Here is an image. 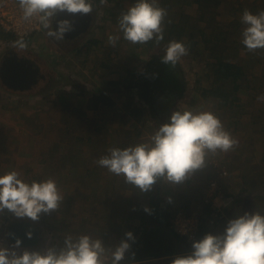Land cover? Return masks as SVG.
Instances as JSON below:
<instances>
[{
  "label": "rangeland",
  "instance_id": "374dc122",
  "mask_svg": "<svg viewBox=\"0 0 264 264\" xmlns=\"http://www.w3.org/2000/svg\"><path fill=\"white\" fill-rule=\"evenodd\" d=\"M239 1L244 4V10L252 9V2H264V0ZM91 2L93 3V12L90 13L92 16L91 24L86 32L71 42L54 40V44L41 33L34 38L33 42L26 43L25 49L18 50L16 41H13L15 39L5 40L0 38V66L5 54L9 53L12 55L16 53L21 57L30 59L33 66L38 68L40 73L45 76L36 86L24 91L6 87L0 78V104H7L8 106L6 109L0 108V175L15 170L20 174V178L28 183L32 181V176L34 177L37 174L42 176L41 181L53 178L57 182L63 196L60 207L50 215H41L38 221L24 218L31 220L41 230L42 234L41 245L29 248L28 250L31 251H43L47 247L52 246H55L57 249L63 247L64 239L73 232V226L80 222V218L83 216L82 209L98 203V197L94 192L96 191L95 187H93L94 191L88 190L85 192L82 190L84 189L82 185L87 174L82 173L80 166L84 163L88 166L89 162H94L96 158L99 159L101 156L108 154L110 148H121V141L127 136L125 132L132 129L134 131V127L139 124L129 114V109L141 106H145L147 109L143 115V118H145L144 124H139V127L143 130L140 140L147 142L157 129L155 126L156 120L150 117L148 113L149 107L139 97L138 90H125L122 88V91L119 93H111V98L114 104H116L114 109L105 110L102 111V114H98L100 118L99 122L103 123H101L103 126L100 127L105 126V128L101 129L100 135H95L90 143L86 140L82 142V148L78 150V156H76L75 161L68 162L65 168L57 170L53 174H50V171H48L51 169L47 167L48 163L51 161L57 162L60 159V152H56L55 150L56 140L54 138L57 137L54 134L55 129H50L51 123L54 121L49 112V104H54L58 99L66 101L65 98H69L67 94L71 92L75 94V92L81 89L86 90L89 95L95 91L100 93L109 80L123 79L129 72H135L136 77L148 75L149 61L153 54L165 53L167 46L165 45L163 48L156 47L152 50L148 49L145 45H132L123 39L118 27V17L122 13L121 10L123 8L128 9L135 3V0H112L103 5L101 3L96 4L94 1ZM236 3L235 8L238 5L241 7L239 2ZM193 6L190 5L185 11L188 14L194 15L195 19L196 10L195 6ZM175 10L177 9L167 11L169 21L182 22V19L176 14ZM256 10L257 13L261 11L258 7ZM111 11H115L116 17L112 15ZM228 15L229 13H225L218 16L222 21L220 22L221 27L226 30L233 27L232 19ZM235 15H237L240 27L236 33H233L232 37L242 39L241 31L244 28L240 20L242 13L239 11ZM195 21L190 20L188 25L192 27L190 24H196ZM225 23L229 24V26H226L227 24ZM187 32L189 34L191 29L187 30ZM111 35L120 37L115 47L107 43L108 37ZM88 39L100 41V44L95 46L88 59H85V57L75 59L74 54L69 56V50L84 45ZM108 48L116 49V51L112 54L111 59L107 58L106 64L108 67H102L101 62L109 52ZM240 51L229 49L225 51V57L229 56L227 58L232 60H236L239 57L241 59L245 58V51ZM259 52L264 53V50H260ZM208 61L209 53L206 51H203L202 60H197L189 53L181 58L179 63L183 72L181 77L185 83V90L180 97L174 94L178 93L177 88L179 86L172 78L174 74L170 70V67H166L165 71L168 72L170 77L162 79L163 90L166 92V98L162 100L164 106L176 104L175 107L180 111H211V103L201 99L196 90L197 87L201 88L203 85L204 77H202V74L207 70ZM71 70H78V73H80V70L83 71L82 76L70 77ZM59 74L64 75L65 78L72 80V82L69 80L64 81L63 79H60L58 82ZM73 79L79 83L78 86L74 87ZM198 82L199 84L196 87ZM242 96L244 97L245 94H242ZM87 111L90 116L96 115L92 110ZM28 117L32 120L28 121ZM36 120L42 124V129L35 126L36 129L33 130L29 125L34 124ZM80 135L87 138L86 133L79 130ZM67 145H71L76 149V146L81 145V143L75 144L72 141L71 144ZM261 151L262 144H259L257 149L254 145L252 154L258 158ZM232 152H227L226 154L221 152L223 154L218 156H216L217 154L211 155V159L224 162V166L226 167L229 164L236 166L239 159L235 155L239 152ZM83 158L85 160L84 163L82 161ZM43 160H48L47 164L42 162ZM94 165V163H90V166H93L92 168L95 167ZM45 166L47 167L46 169L44 168ZM93 176H88V179L94 180ZM19 219L22 218H17L7 211L0 213V246H13L8 239L7 228L10 223ZM81 227L83 232L85 230L83 229L84 224ZM82 232L79 234L81 235ZM23 250V248L18 249L21 252Z\"/></svg>",
  "mask_w": 264,
  "mask_h": 264
},
{
  "label": "clouds",
  "instance_id": "9594fccd",
  "mask_svg": "<svg viewBox=\"0 0 264 264\" xmlns=\"http://www.w3.org/2000/svg\"><path fill=\"white\" fill-rule=\"evenodd\" d=\"M108 0H100L107 4ZM22 20L36 21L47 30V35L57 41L73 30L70 20H53L60 13L90 14L91 0H16ZM167 10L158 0H135V3L118 17V27L123 39L132 45H145L154 41L159 45L165 39L164 22ZM244 25L241 43L248 52L264 49V10L253 14L245 9L240 17ZM120 37L111 35L107 43L116 46ZM18 50L26 45L17 42ZM188 48L181 41H170L161 62L175 67ZM264 101V94L258 96ZM238 141L225 129L222 121L212 111L177 110L167 122L161 124L147 142L127 148H110L96 163L109 173L122 177L126 184L141 192H149L157 182L179 185L197 171L206 167L210 155L227 153ZM63 200L53 178L25 182L13 170L0 175V213H12L17 218L38 221L41 215L56 211ZM150 213V209L145 208ZM31 233H28L31 238ZM126 239L108 247L100 238L82 234L64 239L63 247H47L43 251L20 249L17 239L12 247L0 246V264H122L135 237L127 232ZM171 264H264V214L245 213L227 222L218 235L206 234L192 243L188 255L177 256Z\"/></svg>",
  "mask_w": 264,
  "mask_h": 264
},
{
  "label": "trees",
  "instance_id": "16d2710c",
  "mask_svg": "<svg viewBox=\"0 0 264 264\" xmlns=\"http://www.w3.org/2000/svg\"><path fill=\"white\" fill-rule=\"evenodd\" d=\"M96 4H100V0H91ZM112 1V0H108ZM239 2L237 8H235V3ZM158 3L161 7L165 8L167 11L170 9H177L176 14L182 19L180 21H169V16H166L164 22L165 28V39L159 44H155L154 41L148 42L145 46L149 49H155L156 47L163 48L170 41L176 40L183 42L188 48V53L192 54L197 60H202L203 51L209 53V61L207 65V70L204 74L203 85L201 88H198L196 85V90L199 93L201 99L206 102L211 103V111L214 112L219 119L222 121L226 130L235 129L238 124L241 122V118L246 114L250 119L253 125H259L261 131H264V101H259L258 96L264 94V53L257 50L254 53L247 51L245 46L241 43V39L236 41L234 45L228 44L231 40H235L232 37L233 33L239 30L238 19L233 21V27L226 30L223 29L217 17L224 14L223 11H233L228 12L229 15H235L237 12L243 13L244 4L239 0H158ZM191 4H195L196 13L195 19L194 15L186 13L185 9L188 8ZM237 4V3H236ZM252 9H248L253 14L257 13L256 8L258 7L261 11L264 10V2H252ZM256 6V7H254ZM126 8H123L121 12L126 11ZM112 15L115 16V11H111ZM116 17V16H115ZM190 20H196V24H188ZM118 22V21H117ZM199 22V23H197ZM204 23V27L201 26V23ZM190 27V28H188ZM191 29V32L188 34L187 30ZM242 33V31H241ZM0 38L5 40L14 39L15 36L12 34L4 33L0 31ZM79 38V37H78ZM54 39V38H51ZM77 39V38H76ZM55 40V39H54ZM57 41V40H56ZM63 42V40H61ZM100 44V41L97 39H88L82 46L74 47L71 49L72 54H74L75 59L79 57H88L92 54L93 49L96 45ZM140 45V44H137ZM243 50L246 52L245 58H238L236 60H230L224 56V52L227 49L239 51ZM109 52L103 58L101 62L102 67H108L106 64L107 58L111 59L112 54L116 51L113 48H108ZM264 50V49H262ZM165 53H155L153 54L151 60L149 61L148 66V75L136 77L135 72L126 74L123 79L111 80L109 81V92L110 93H119L122 91V88L125 90H138L139 97L148 105V113L151 118L156 120V128L165 122H167L169 116L172 112L177 111L176 104H171V106L166 105V110H160L155 107V90L153 87V82L155 77L158 79L159 88L162 93V100L165 97V91L163 90L162 79L165 77L169 78L168 72L165 71L166 67H170L174 76V82L178 86V97L183 95L184 92V80H182L181 74H183L181 69V64L178 62L177 65L173 68L169 65H166L161 62V57ZM163 72V73H162ZM71 76H78L77 72L74 70L70 71ZM66 79L64 75L59 74V79ZM168 80V79H167ZM65 81H68L66 79ZM70 81V80H69ZM74 87L78 86L79 83L73 79ZM242 90H247L246 92L252 91L257 94L248 95L247 102H243L240 96ZM73 94V92L69 93ZM86 94V90L81 89L75 92L77 96H83ZM255 100L259 104H254ZM254 108L249 110L248 106L253 105ZM116 104H114L111 96L107 93V90H103L99 95L92 96L91 104H74L73 101H62L61 99L56 100L54 104H49V112L53 117L50 129H55L54 134L57 137L54 138L56 147V152H60V159L56 162L51 161L48 163L47 167L51 168L50 174L55 173L57 170H62L67 166L68 162L75 161L76 156H78V150L82 148V142L85 140L87 142H92L95 135H100L101 129L105 128L99 121V115L102 114V111L114 109ZM86 106V107H84ZM7 104H0V108L6 109ZM87 110H92L96 113L94 116H90ZM147 109L145 106L133 107L129 109V114L133 116L138 122L143 123V115L146 113ZM147 119V118H146ZM32 119L28 117V121ZM98 122V123H97ZM30 123V122H28ZM138 126L134 127L131 131L125 132L127 135L124 140L121 141V149L127 148L129 146L143 142L141 139L143 130ZM144 124V123H143ZM32 129L39 127L43 128L42 124L36 120L34 124H29ZM36 126V128H35ZM80 126V127H79ZM79 130L85 132L86 136H79ZM255 131V128H253ZM76 132V136H75ZM78 132V133H77ZM120 134V133H119ZM74 141L77 145L76 149L67 144H71ZM251 142V141H249ZM264 146V140H263ZM80 147V148H79ZM252 144L247 143L244 149L236 154L238 157V162L236 167H251L256 166L251 158L256 155L251 153ZM81 152V151H80ZM250 154V155H248ZM48 161V160H47ZM46 160L45 162L47 164ZM241 161V162H240ZM224 165V162H222ZM231 166L228 165L229 174L231 173ZM44 167L45 169L47 168ZM95 170H90L88 176H93ZM109 174V173H108ZM107 174V177L110 175ZM42 176L36 175L32 176V181H41ZM108 180L112 181V188L110 191L113 192V200L116 201L118 198L123 197L127 192H130V197L123 198L119 203L120 208L115 209L106 217L105 229L108 233H120L121 227L125 222V219L134 220L139 219L138 228L141 230V237L136 238L132 243L131 251L137 255L136 249L139 248V245L142 244L145 252L148 255H159L158 252L154 251V243H156L155 234L158 232L161 225L167 221L168 228H172V223L170 219L173 217L174 213L167 212L161 206V182H157L154 185L153 189L149 192H141L138 189L132 187L129 184L122 183V178L114 176V178ZM30 181V183L32 182ZM114 186V187H113ZM111 192V193H112ZM129 201L132 204L129 207L126 206V202ZM236 201V200H235ZM234 201V203H235ZM123 202V204H122ZM233 203V204H234ZM232 204V205H233ZM123 206V207H122ZM145 208L150 209V213L145 211ZM229 208V207H228ZM208 214H209V205H206L205 216L201 217V231L200 234L202 238L208 234L218 235V230L214 231L215 227L212 228L208 226ZM125 215V216H124ZM124 216V217H123ZM9 220L8 217H6ZM87 227V232L90 234L93 231V226ZM82 223L78 222L72 228L73 232L71 235L73 238L80 236L82 232ZM214 229V230H213ZM68 236V235H67ZM144 237V238H143ZM154 257V256H153ZM156 257V256H155ZM126 260L122 264H126Z\"/></svg>",
  "mask_w": 264,
  "mask_h": 264
},
{
  "label": "crops",
  "instance_id": "0c3cea01",
  "mask_svg": "<svg viewBox=\"0 0 264 264\" xmlns=\"http://www.w3.org/2000/svg\"><path fill=\"white\" fill-rule=\"evenodd\" d=\"M192 5L193 4H191V6ZM228 12H234V10L224 11V14ZM228 17L232 19L231 20L232 22L235 19H237V15H228ZM217 21L222 22L218 17H217ZM200 23L201 25H204L203 22ZM238 25H239V20H238ZM226 26H229V24H227ZM46 33L47 30L43 29L42 34L46 36L48 40H50L52 43L55 44L54 39H51L52 37H49ZM238 40L239 38H235V40L234 39L231 40L228 44L233 46L234 43ZM228 50L229 49H227L226 51ZM68 54L70 56L72 54V51L69 50ZM224 56H225V52H224ZM76 72L79 77L82 76L83 71L80 70V73H78V70H76ZM66 79H64V81ZM70 81L72 82V80ZM108 84H106L101 89V91L105 90L106 88L107 93H109L111 96V93L109 92ZM246 91L247 90H242L240 92V96L243 102H247L246 100L248 95L257 94V91L255 93H252V91L249 92ZM100 93L95 91L89 95L86 92V94L83 96H77L75 94H67L69 98H65V99L66 101L69 100L73 101L74 104H91L92 96L99 95ZM242 94H245V96L243 97ZM254 104H259V102L255 100ZM254 104L248 106L249 107L248 109L252 110L254 108ZM253 128H255V131H253ZM229 132L231 133L233 138L238 141V145L229 152L232 151H233L232 153L241 152L244 149L245 145L247 143H250L252 144V149L250 151L251 153H253L254 145L255 148L257 149L258 145L262 144V151L260 157L257 158V156H253L251 158V161L253 159L252 162H254L256 166H251L249 168L231 166L232 168L231 173L227 177L219 178L218 176H216V174L210 167V163L212 160L211 159L212 156L210 155L206 167L202 170L197 171L194 175L189 177L184 183L179 185L165 184L163 182L160 183L162 186L161 194H160L161 206L164 210L170 213H175L178 210H184L186 212L197 210L200 212L201 217L205 216L206 204L202 201L201 187L204 186L210 179L218 177L225 191L230 196L235 197L236 201L233 205L229 206V208L226 209L224 219L214 228L215 230L213 229L214 231L218 230L220 233L225 229V227L227 226V222L229 220L237 218L238 216L243 215L245 213H255L256 211H258L261 214H264V146H263L264 131H261L259 125L257 124L253 125L251 123V119L245 114L241 118V122L238 124V126L235 127V129H231V131L229 130ZM220 154L223 153H218L216 156ZM97 160L98 159L96 158L94 162L88 161L89 164L88 166H86V164L84 163L85 160L83 158L82 161L84 164L82 163L83 165L80 166V168L82 169L81 170L82 173L84 172L87 174L86 178L84 179V184L82 185V188L84 187V189L82 188L81 189L86 192L88 190H93V187H95L96 191L94 190L93 191L98 197L97 198L98 203H95L94 206L91 205L90 207L87 206L82 209L83 216L80 218L81 219L80 222L82 224H87L85 226L88 225L93 226V231H91L90 234L87 232V227L82 232V234L90 235L93 238H100L104 241L105 245L108 247H114L118 245L122 240L126 239L125 234L127 232H132L135 239L141 237L142 233L141 230H139L138 228V224H139L138 218L134 220L125 219V222L122 225L120 233H118V235L116 233L113 234L108 233L107 230L105 229L106 218H107L106 216L109 215L115 209L118 210L120 208L119 203L121 202V200L123 198L130 197L131 193L127 192L123 195L122 199L118 198L116 201H114L113 192L110 191L111 189H113L112 181L108 180L107 178L112 179L114 178L115 175L109 173L106 169L98 166V164L96 163ZM90 163H94L95 167L92 168L93 166L91 167ZM92 169L95 170V172L93 173L94 180L88 179V172ZM107 174L110 175V177H107ZM122 183H125L123 178H122ZM125 202H126V206H125L126 208L132 204L129 201H125ZM170 221H172V218L170 219ZM154 237L157 240L156 243H154L155 244L154 251L158 252L159 255H148L145 252L143 245L140 244L139 248L136 249L137 255L131 251V247H130L129 251L126 253V258H125L127 262L126 264H171V261L177 256L188 255L192 251V245L189 244L184 238L177 235L173 231V227L171 228L170 226V228H168L167 221H165L164 224L160 226L158 232H156ZM135 239L129 241L131 246L132 243L135 241ZM23 249H29V248H23Z\"/></svg>",
  "mask_w": 264,
  "mask_h": 264
},
{
  "label": "built area",
  "instance_id": "2783aa9c",
  "mask_svg": "<svg viewBox=\"0 0 264 264\" xmlns=\"http://www.w3.org/2000/svg\"><path fill=\"white\" fill-rule=\"evenodd\" d=\"M22 13L16 0H0V31L15 36V40L31 43L40 35L43 28L36 21L26 22L22 20ZM211 169L219 178L227 177L229 170L220 160L212 159ZM212 178L201 187L202 201L209 205L208 226L216 227L225 216L226 209L231 206L235 197L230 196L220 183L219 179ZM173 231L192 245L194 241L202 239L201 215L197 210L186 212L178 210L172 217Z\"/></svg>",
  "mask_w": 264,
  "mask_h": 264
},
{
  "label": "water",
  "instance_id": "95a60500",
  "mask_svg": "<svg viewBox=\"0 0 264 264\" xmlns=\"http://www.w3.org/2000/svg\"><path fill=\"white\" fill-rule=\"evenodd\" d=\"M68 15V14H67ZM73 16L75 19L81 17L79 14L69 15ZM83 16L87 18L85 24L80 28L74 30L71 35L72 38L79 36L87 31L91 24V14ZM82 16V17H83ZM63 20L61 14L57 15L55 25L57 21ZM9 64L11 68L9 69ZM39 69L33 66V63L29 59L20 58L18 55L8 56L4 61L1 62L0 66V78L5 86L15 90H25V88H31L35 83L38 82L37 75ZM21 84H17L19 83ZM154 90H155V107L160 110H166L167 107L162 103V93L159 88L158 79H154ZM27 90V89H26ZM28 233H31V238H29ZM7 236L11 244H15V241L19 239L22 241L21 248H33L39 245L41 241V233L37 226L27 219L15 220L8 225Z\"/></svg>",
  "mask_w": 264,
  "mask_h": 264
},
{
  "label": "flooded vegetation",
  "instance_id": "af4514ba",
  "mask_svg": "<svg viewBox=\"0 0 264 264\" xmlns=\"http://www.w3.org/2000/svg\"><path fill=\"white\" fill-rule=\"evenodd\" d=\"M61 14V18H63V19H67V20H70L71 22H72V25H73V30L72 31H70V32H68V33H66L65 34V37H64V40L63 41H66V42H71V41H73V40H75L76 38H78L79 36H76L75 38H72V34H73V32H74V30H76L77 28H78V26H80V28L83 26V24H85V21L87 20V18H85L84 16H83V14H79L81 17H79V18H74L73 16H70V17H68L70 14H68L67 15V13H60ZM83 16V17H82ZM56 18H57V16L55 17V19L53 20V28L55 29L56 27H57V25H55V21H56ZM16 54V53H15ZM14 54H12V55H10L9 53H7V54H5L4 55V58H3V60L2 61H4L8 56H13ZM16 55H18V54H16ZM19 56V55H18ZM20 58H25V57H21V56H19ZM11 68V65L9 64V69ZM39 77H42V78H45V76H44V74H41L40 73V71H39V73H38V75H37V78H38V82L42 79V78H39ZM38 82L37 83H35L32 87H34V86H36L37 84H38ZM17 84H21L20 83V80H19V83H17ZM7 87V86H6ZM31 87V88H32ZM31 88H25V89H28V90H30ZM155 100H156V98H155ZM155 100H154V102H155Z\"/></svg>",
  "mask_w": 264,
  "mask_h": 264
}]
</instances>
